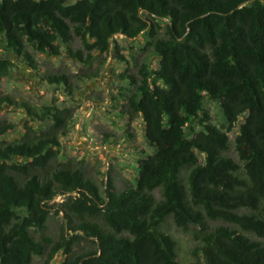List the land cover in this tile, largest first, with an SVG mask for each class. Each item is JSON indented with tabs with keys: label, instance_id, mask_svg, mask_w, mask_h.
<instances>
[{
	"label": "trees",
	"instance_id": "16d2710c",
	"mask_svg": "<svg viewBox=\"0 0 264 264\" xmlns=\"http://www.w3.org/2000/svg\"><path fill=\"white\" fill-rule=\"evenodd\" d=\"M146 31L157 69L119 75L132 87L123 112L142 117L155 149L138 164L135 185L114 191L108 182L101 194L58 164L68 109L26 107L29 121L47 128L25 122L13 142L1 138L15 126L0 122V264L45 255L51 264L59 253L56 264H179L168 219L199 244L188 264H264V0H0V45L33 69L28 47L57 57L79 38L83 49L71 57L88 64L93 53L109 55L114 36ZM13 66L0 58V79ZM46 80L71 90L64 74ZM205 95L228 129L244 117L234 138L239 162L225 155L230 138L210 122ZM3 103L13 105L8 96ZM59 194L69 197L62 211L72 235L53 240L44 233ZM74 216L90 220L72 225ZM86 239L96 248L76 249Z\"/></svg>",
	"mask_w": 264,
	"mask_h": 264
},
{
	"label": "rangeland",
	"instance_id": "374dc122",
	"mask_svg": "<svg viewBox=\"0 0 264 264\" xmlns=\"http://www.w3.org/2000/svg\"><path fill=\"white\" fill-rule=\"evenodd\" d=\"M76 1L70 0L71 3ZM147 32L136 39H127L123 35L114 36L109 55L99 56L93 53L94 58L88 64L71 57L70 50L83 49L79 38H74L69 45H62L61 54L57 57L35 52L28 47L36 69L0 45V58L11 59L14 63L10 74L0 79V99L8 96L13 101L12 106L7 103L0 105V122L15 126L1 140L13 142L20 139L24 134L25 122H29L39 132L47 128L46 122L29 121L26 107L37 113L44 107L53 105L60 110L68 109L72 118L68 123L67 134L60 138L58 164L63 168L81 172L101 194H105L108 182L112 183L114 191H122L129 184L135 185L138 164L154 154L155 149L145 139L142 117L130 118L123 112L126 109L124 96L130 93L132 87L128 82L122 81L119 75L127 70L130 74L137 75L142 64H147L150 70L157 69V57L150 50H145ZM114 42L118 45L123 60L117 57ZM54 74L67 76L71 90L63 84L48 83L46 77ZM204 109L212 124L220 128L225 126L230 138L229 150L225 155L239 162L234 138L244 117L228 129L218 102L205 95ZM200 159L202 161L203 157L200 156ZM155 194L159 197L158 191ZM69 196H75V193ZM68 198V195L59 194L50 202V215L44 236L59 240L62 236L69 238L72 235L62 211ZM89 220V217L74 216L72 225ZM96 222L104 225L101 218L96 219ZM214 225L216 224L213 223L212 226ZM163 229L177 242L179 264L191 263L195 259L198 242L191 234L177 229L170 219L164 223ZM35 237L39 238L40 235ZM91 240L86 239L76 249L94 250L96 246ZM46 260V255L35 258L33 264H43ZM63 260V254L59 253L51 264Z\"/></svg>",
	"mask_w": 264,
	"mask_h": 264
}]
</instances>
